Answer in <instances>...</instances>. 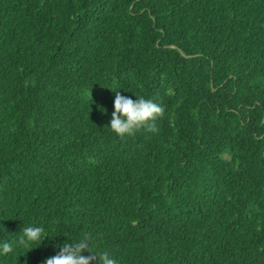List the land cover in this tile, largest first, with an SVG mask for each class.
Wrapping results in <instances>:
<instances>
[{
	"label": "trees",
	"instance_id": "16d2710c",
	"mask_svg": "<svg viewBox=\"0 0 264 264\" xmlns=\"http://www.w3.org/2000/svg\"><path fill=\"white\" fill-rule=\"evenodd\" d=\"M117 90L158 133L110 129ZM85 233L117 264H264V0H0V264Z\"/></svg>",
	"mask_w": 264,
	"mask_h": 264
},
{
	"label": "clouds",
	"instance_id": "9594fccd",
	"mask_svg": "<svg viewBox=\"0 0 264 264\" xmlns=\"http://www.w3.org/2000/svg\"><path fill=\"white\" fill-rule=\"evenodd\" d=\"M113 91V90H112ZM115 92L114 112L110 121V129L115 132L121 140L126 136H133L140 129L147 132L158 133L156 121L162 119L165 109L153 100H146L143 97H137L133 100L123 96L120 92ZM44 229L38 226L23 227L20 231L17 243L24 247H30L32 243L39 242V245L46 238L42 234ZM91 234L85 233L84 237L78 242H65L59 246L56 255L47 258L44 264H92V261L98 259L99 264H117L116 259L110 252L104 251L99 254L84 256L82 253H94L91 250ZM2 254L13 251L9 242L2 246Z\"/></svg>",
	"mask_w": 264,
	"mask_h": 264
}]
</instances>
